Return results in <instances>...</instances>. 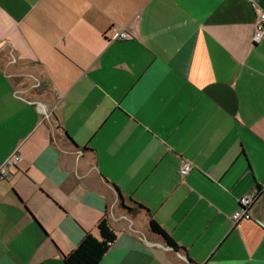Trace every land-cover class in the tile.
I'll list each match as a JSON object with an SVG mask.
<instances>
[{
    "label": "crops",
    "instance_id": "obj_1",
    "mask_svg": "<svg viewBox=\"0 0 264 264\" xmlns=\"http://www.w3.org/2000/svg\"><path fill=\"white\" fill-rule=\"evenodd\" d=\"M259 12L264 0H0V169L21 158L0 179V264H64L102 219L116 240L100 264H264Z\"/></svg>",
    "mask_w": 264,
    "mask_h": 264
},
{
    "label": "trees",
    "instance_id": "obj_2",
    "mask_svg": "<svg viewBox=\"0 0 264 264\" xmlns=\"http://www.w3.org/2000/svg\"><path fill=\"white\" fill-rule=\"evenodd\" d=\"M65 138L72 142L67 135H65ZM137 208L147 211L139 204H137ZM149 231L164 239L166 245L174 251L179 252L182 250V248H180L154 220L149 224ZM98 232L99 238L87 234L74 251L63 257L64 264H100L111 245L115 242L116 234L106 219H102L99 222Z\"/></svg>",
    "mask_w": 264,
    "mask_h": 264
},
{
    "label": "built area",
    "instance_id": "obj_3",
    "mask_svg": "<svg viewBox=\"0 0 264 264\" xmlns=\"http://www.w3.org/2000/svg\"><path fill=\"white\" fill-rule=\"evenodd\" d=\"M111 33L114 36L115 40H129L131 36L129 33L125 31H119L117 29H112ZM264 38V12H259L256 17V24H255V33L253 36V45L258 46ZM49 117L48 115L46 116ZM21 162V158L18 155H13L6 162L3 164L2 168L0 169V179L3 180L7 178L9 169L12 167H16ZM192 171V166L189 163H185L181 170L180 174L182 176H187ZM261 195L259 190H253L248 195L240 199L239 210L233 215L232 219L235 225L239 224V222L244 220H251V212L254 207L258 203V199Z\"/></svg>",
    "mask_w": 264,
    "mask_h": 264
},
{
    "label": "rangeland",
    "instance_id": "obj_4",
    "mask_svg": "<svg viewBox=\"0 0 264 264\" xmlns=\"http://www.w3.org/2000/svg\"><path fill=\"white\" fill-rule=\"evenodd\" d=\"M21 83H22V84L24 83L23 86H24L25 88H28V87H30V85H31L32 82H27L26 80L23 79V80H21Z\"/></svg>",
    "mask_w": 264,
    "mask_h": 264
}]
</instances>
